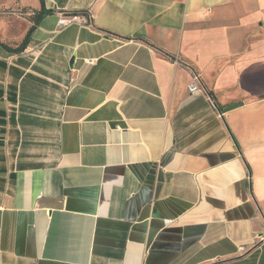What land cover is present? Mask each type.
Instances as JSON below:
<instances>
[{
	"label": "crops",
	"instance_id": "1",
	"mask_svg": "<svg viewBox=\"0 0 264 264\" xmlns=\"http://www.w3.org/2000/svg\"><path fill=\"white\" fill-rule=\"evenodd\" d=\"M45 8L0 46V264H264V0Z\"/></svg>",
	"mask_w": 264,
	"mask_h": 264
},
{
	"label": "trees",
	"instance_id": "2",
	"mask_svg": "<svg viewBox=\"0 0 264 264\" xmlns=\"http://www.w3.org/2000/svg\"><path fill=\"white\" fill-rule=\"evenodd\" d=\"M39 5H40L39 9L34 10L33 14L30 16V22L32 23V26L28 29L23 40L17 46H14V47L13 46L10 47V46H7V45L0 43L1 47H3L9 53H14V54L21 53L26 49L28 42L30 40V37H31L32 33L34 32V30L36 29V26L39 23V21L41 20V18L43 16H46V15L53 13L52 10H48L45 8V0H39Z\"/></svg>",
	"mask_w": 264,
	"mask_h": 264
},
{
	"label": "built area",
	"instance_id": "3",
	"mask_svg": "<svg viewBox=\"0 0 264 264\" xmlns=\"http://www.w3.org/2000/svg\"><path fill=\"white\" fill-rule=\"evenodd\" d=\"M78 17L79 16H74V17H71V19L70 20H68V21H60V23H59V26L60 27H63V26H65L66 24H68L69 22H71V21H76V20H78ZM88 17H90V16H88ZM86 63L87 64H92L93 62L92 61H86ZM200 90V86H199V81H198V78L196 77V76H194V80H193V82L188 86V91L190 92V93H192V92H196V91H199ZM241 252H244V248L243 247H241L240 249H239Z\"/></svg>",
	"mask_w": 264,
	"mask_h": 264
},
{
	"label": "water",
	"instance_id": "4",
	"mask_svg": "<svg viewBox=\"0 0 264 264\" xmlns=\"http://www.w3.org/2000/svg\"><path fill=\"white\" fill-rule=\"evenodd\" d=\"M72 62H73V59H71V61H70V63H69L70 66H72ZM236 106H237V105H234V106L230 107V109L236 108Z\"/></svg>",
	"mask_w": 264,
	"mask_h": 264
}]
</instances>
